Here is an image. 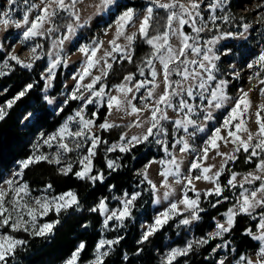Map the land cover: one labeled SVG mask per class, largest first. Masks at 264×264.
<instances>
[{
  "label": "rangeland",
  "instance_id": "374dc122",
  "mask_svg": "<svg viewBox=\"0 0 264 264\" xmlns=\"http://www.w3.org/2000/svg\"><path fill=\"white\" fill-rule=\"evenodd\" d=\"M125 1L126 0H111L109 4L105 5L103 3V0H79V2L75 6V11L79 14V20H76L73 16L72 21H69L67 24V33L63 34L62 32H59V35L52 39L49 52L44 55V51L40 49L36 41V37L38 36L29 37L26 39L23 36V32L31 26V22L35 20V17L37 15L43 14L42 9L46 6L48 0H15L14 4H9L8 0H0V53H5L6 57L8 58H11L12 55H15L21 62H23L21 63L22 65L30 64L31 67L38 60L44 59L45 66L43 68L42 75L45 79V87L43 89V95L45 99H47L50 107L55 112H59L62 110V108L71 99L73 93H75L77 96L82 95L85 98L79 99L77 108L72 114L66 117L63 123L60 124L56 130H42L30 138L31 147L33 149V154L30 157L43 155L47 156L49 160L55 161L57 153H59L61 162L57 165L60 169L64 168L67 164H71L72 166L76 162L80 164V160L88 154V150L92 147L91 136L92 134H95L97 137H99V141L97 142V146L93 150L95 153L91 158L93 164V159L96 155L101 141V137L98 134V131H100L101 128H99L98 126L105 121L113 125L121 123L130 124L128 129H126V131L122 134L121 138L109 145V149L115 146V150H120V145H124L125 147L130 148L132 146L128 143V140L132 136L143 137L147 134V129L153 123L151 117L152 110H154L156 106H159L161 109H163V112L167 115L168 119H159L161 113H157L158 126L157 128L153 129V135H151L152 139H150V141L152 140V142L149 143V145L152 146L151 148L155 151V154H153V156L148 160L146 164L141 166V171L143 172V175L147 182L149 183V181H151V187L153 184L155 185V189H153L152 187V221L148 220L145 215L142 216L144 209L140 210L141 218L139 224L141 236L143 237L145 232H147L149 226L154 223L155 218L161 212L166 211L170 207L171 203L178 202L180 199H182L185 193L189 198L196 199L197 193L200 194L202 190H209L215 186L216 179L214 174L216 172H220L222 174L226 161L229 159L228 156L218 155L217 151H219L220 153H227L229 154V156H231L236 147H238V144L228 143L225 146L223 141H218V150L211 148V146H208V158L206 160L199 159V163L202 166L201 169L193 170L190 173L189 166L191 163L195 162L198 158L203 156V148L206 146L208 138L213 134L214 130L217 127L221 128V135L226 136L227 130L223 128V121L227 118L233 100L240 94L238 90L241 88L245 91H249L250 99L252 101V107L250 110L251 119L247 121L246 126L253 134L257 132L258 125L255 123V112L257 110V105L264 103V96L260 94V88H264V85L259 84V80L264 79V66L256 64L255 61L258 59L260 53L264 52V0H225L222 7H216L214 10L207 7V5L214 3L215 0H202V2L200 3L199 12L203 19L201 20L198 17L196 26L201 27L202 25H207V27L204 31L195 35L196 41L194 46L201 47L202 51L200 54L191 51L189 55V61H202L204 54H208L210 56H219V59L212 61L216 64V69H213V74L217 78L216 80L207 81V87L205 89L196 88L194 91V95L191 97L187 96L186 93H183L182 97L175 96L173 98V102L177 105L181 98L186 100L190 105L193 106V111L191 112H189L188 109L180 111L179 107L174 109L172 107H165L164 105H157L159 96L165 91V84L163 83L162 75H158L152 84L147 83V81L153 79L152 77L140 79L139 81L145 82V86L138 92L136 91L134 85H132L133 80L129 82L124 78L123 82L113 85L109 88L105 83L101 82L102 79L105 78L108 74V64H111L112 66L114 60L118 56H133V41H129L127 37L134 36L135 31L139 30L140 23L147 14V8L152 7L154 10L157 6L156 0H151L153 1L152 3H149L148 5L134 12L133 20L126 26L124 35L120 36L119 39H117L118 25L116 24V21L125 11L128 10L125 9L121 11L119 6L120 3H123ZM65 2L70 3V0H65ZM159 2L170 3L172 2V0H159ZM179 2L186 6H190L192 0H179ZM52 8H56L57 13L60 12V9H58L55 4L52 5ZM169 10L170 12L176 11V9ZM5 11L9 12L8 17H5L3 15ZM25 15L28 16L29 22L27 24L24 23L23 19ZM56 16L50 17L43 22V26L40 29L42 35H44L48 31H51L52 33L57 32V28L55 26ZM211 17H217L214 23ZM219 17H227V19H220ZM5 19L8 20L7 24L3 23V20ZM17 23H19V27L16 26ZM84 25H88L96 33L95 38L90 40L87 34H84L80 31L82 26ZM245 25H248V27L245 28ZM69 26L72 27L73 31L69 32ZM225 26H230V31L218 32L212 37H208L203 34L207 30ZM177 27L178 22L173 21V31H175ZM182 32L183 34H186L184 31V27L182 29ZM65 37H67V39ZM181 39L182 37L180 35L170 32V43L174 49H178L180 47ZM112 40H115L116 44L120 45L123 50H114V46L110 43V41ZM212 40H215V43H207L208 41ZM61 41H63V43H61ZM228 42L235 43L236 48L227 46L226 44ZM33 48H35V52L32 51ZM81 48H86L88 50V54L86 55L85 52L80 51ZM209 49H211L212 51L209 52ZM93 50H96L95 57L91 56V51ZM90 59L97 61V63H95L94 67L89 69L91 75L84 76L81 80L80 77L83 75L84 69L87 68ZM4 63V60L3 62H0V69L3 67ZM205 63L208 62L205 61ZM250 63L253 64V67L251 68L248 67ZM53 64H55L54 68L52 67ZM61 64H63L64 66L62 88L56 94H52V90L55 86L56 73ZM152 64L156 68L157 72L160 73L162 70V65L160 64L159 60L152 59ZM175 67L176 65L173 68ZM188 67L190 70L195 68L197 71H202L198 69L196 65L189 64ZM49 68H52L51 73L48 72ZM258 72L260 73V75L259 77H256V73ZM128 75L129 74H127L126 76ZM96 76H100L101 80L94 85L93 90L90 92L85 86L89 83H92L93 78ZM206 76L207 74L204 73L203 78L205 80ZM222 79L228 81L225 91L227 96L232 99L228 100L221 108L212 107L210 109H206L205 105H207V100H205L204 97L208 96L210 91L214 87H216L219 80ZM181 80L182 77L180 78V81ZM198 82V80L189 79L187 81H183L181 87L186 89L189 84L194 85ZM121 84H126L128 87H132L133 91L131 93H121L118 87ZM157 85L159 86L157 87ZM102 87L104 89V95L102 97L95 96V92L100 90ZM149 88L154 89L155 95L149 100L141 99L142 96H147V90ZM201 93H203V95H201ZM110 96H117L122 100H131L132 104L141 109L144 108L145 104H148L149 108L139 113H132L131 105L125 104L119 108L113 106L111 110L109 109L104 122H98L95 116L97 115V109H99L103 105H107ZM133 96L136 97L135 100L132 99ZM88 98H91L93 100V103L87 104L86 100ZM7 104L0 105V109L6 110V108L8 107ZM91 110L92 113H94V116L90 114ZM77 112H80L84 119H91L94 121V125L91 127L90 131L88 129H84L82 122H80V117L76 115ZM208 112L211 113L212 119H206V115ZM35 115L36 114H27L23 118V123L32 121L35 118ZM262 115H264V113H262ZM189 119H191L195 123L187 124L186 121ZM167 120H171L173 122L174 128V142L171 149H169L168 146V130L165 125V122ZM177 120L183 121L184 123L176 124L175 121ZM233 123H235V121ZM65 125H67L69 131L71 132L83 130L88 133L87 137L80 138L69 137L67 134L64 135L62 142L69 144V147L73 149L70 152H66L59 147V142H61L59 141V139L50 141L51 146L44 142L50 136L58 135L60 129ZM161 126L166 129V131L163 133L160 132ZM185 127H187L188 129L187 131H185ZM198 128H203L204 130L198 131ZM191 133H195V135H191ZM125 134L126 138L122 139ZM238 135H241L244 139H247L246 133L241 132L238 133ZM149 137L145 141H148ZM185 140L188 142L189 148L182 151V141ZM256 142H258V138L253 140V143ZM133 143L135 145L137 144L135 142ZM77 144H80L79 148L76 147ZM165 147H167V151L164 150ZM173 158H175L176 163L179 164V175L175 174L177 171L175 165L169 163ZM27 159H23L17 162L10 171L6 172V174L0 181V188L5 189L8 193L6 196V201L8 202H10L13 194L10 190V186L6 184L5 181L15 178L19 184H28V182L23 177V168L21 166V162ZM110 160L114 161L117 166V162L114 158L110 157L108 161ZM213 165L215 167L211 168V171L208 173V175L213 176L214 180L206 181L204 179H194L196 175H203V167H210ZM258 165L249 170L235 172V174H237L235 184H246V182L244 181V177L249 173L264 176V173L259 171ZM165 170H169L172 174L167 177L163 176L162 173ZM17 172L22 173V178L15 176V173ZM186 176L193 177L192 185L187 184V181L185 180ZM220 177L221 175L218 178V183L224 190L226 186L221 184ZM254 183L255 182L251 183V185L249 186H245L244 189L252 190L258 188L260 184L255 185ZM193 186L195 188V191L190 190ZM244 189L240 190L238 198L240 197V193L243 192ZM69 191L75 193L74 190ZM137 192L140 193L139 197L141 195H144V201L148 199L146 198L148 196L144 194V190L142 191L139 189H135L134 191L124 190L121 193H114L111 202H109V200L107 199L103 200L107 205L108 211H101L103 214L104 222L101 228L102 237L100 240L114 241L120 239V234H122L123 229L126 226V219L122 222L116 219L108 220L107 225H105L106 216L110 215L112 211L122 210L124 200L126 199L125 193H127L128 196H131L132 194ZM63 193H56L49 187L37 190L29 186V196L25 197V200H28L32 204V206L35 207V199L39 198L51 200L52 197L59 196ZM166 193L168 194L167 197ZM235 207H238V200L229 209H234ZM133 208L134 207H132L131 212ZM229 209L216 216L211 228L209 229L208 237L202 239H199L195 233V226L200 221V217L199 219L192 220V222L188 225L182 224L181 221L182 219L189 218L190 216L182 218L180 224L187 228L185 241L183 243H178V240L175 238H167L166 249L160 255L159 263L168 264V257L173 249L186 250L188 248V245H191L192 247L194 242L201 243L209 241V239L213 238L212 234L219 231V229L217 228L218 223H223L227 227L226 214L228 213ZM261 209L263 208L257 207L255 212ZM179 211L185 213L190 210L186 209L183 204H180ZM51 212L52 211L44 216L38 215L36 221L37 227L45 223H52L57 221L50 220L48 218ZM176 215L177 214H172L171 219H173ZM25 218L27 219V217ZM178 224L179 222H175L174 228L178 229L177 237H180L183 234ZM29 232H31V230ZM5 233L22 239L15 235V232H12L11 229L10 231H8L5 229V227L0 228V234ZM226 233L215 236L221 238L213 252L216 258V264H221V261H223V264H247L248 259H251L253 262L259 259V249L261 245L264 244V241H258L255 239L259 244L258 247L250 250L246 254L239 255L237 254L236 247H234V244L231 240H222L224 234ZM252 234L253 237L254 235H259V227L258 230L252 231ZM114 247L115 244L110 246L105 245V249H101V251L107 250L110 254L114 250ZM96 248L94 249L92 258L85 262L80 261L82 252L80 251L79 257L77 259V264H90V262L94 261L97 254ZM189 251H187L186 254ZM76 252L77 250L69 258L57 264H68V261L72 259L73 255H75ZM180 256L182 255H178L172 261V263L177 261ZM177 264H188V262H179Z\"/></svg>",
  "mask_w": 264,
  "mask_h": 264
},
{
  "label": "trees",
  "instance_id": "16d2710c",
  "mask_svg": "<svg viewBox=\"0 0 264 264\" xmlns=\"http://www.w3.org/2000/svg\"><path fill=\"white\" fill-rule=\"evenodd\" d=\"M152 2L151 0H126L120 3L119 8L121 11L132 8L136 12ZM176 11L180 12V9L176 8ZM169 14V9H161L156 6L150 20L149 36H155L168 30L166 25ZM185 18L187 19L188 17ZM72 19L73 16L70 12L60 10L55 18L57 32L48 31L44 35L36 37L37 44L44 51V55L49 52L52 39L59 35V32L67 33V24ZM80 31L87 34L90 40L96 37V33L88 25L82 26ZM184 31L190 37L197 35L193 31L191 23L184 25ZM222 31H230V26L207 30L203 34L212 37ZM134 36V54L131 60L127 59V57L118 56L108 70L106 77L102 79L101 82L105 83L108 88L123 82L126 75L130 73L134 75L132 85H135L142 78H151L147 62L152 59L154 49L146 43V38L139 33V30L134 33ZM195 41L196 39L189 42L195 45ZM226 45L236 48L233 42H228ZM191 51L189 49L186 53L188 60ZM3 60L5 63L0 69V105H5L8 101H14V103L10 108L7 107L4 110L6 113L5 118L0 120V181L17 162L27 159L33 154L30 142L32 136L42 130H56L66 117L74 112L79 104V99L71 98L59 112H55L50 107L43 95L45 87V79L42 75L45 66L44 59L38 60L32 67L27 68L21 63H17L16 60L6 57L5 53L1 52L0 62H3ZM174 66L175 64L171 65V67ZM141 69H143V75L140 73ZM63 74L64 66L61 64L56 73L52 94H56L61 90ZM180 78L181 76L173 73L171 76L172 88L168 89V91L178 90L175 81H180ZM29 84L33 85L31 89H27ZM21 91H24L25 95L16 99ZM108 111L107 105L97 109L96 120L104 122ZM27 114L36 115L32 121L23 123V118ZM90 114L94 116L92 110ZM129 125L128 123H121L114 125L110 129L98 131L101 141L93 159L91 174L102 173L103 180L93 182L88 179L77 178L74 173L81 169V165L78 162L73 164L72 172L67 175L61 172L56 163H50L49 159L32 163L26 169L23 168V177L31 188L39 190L51 185V189L56 193L74 190L78 196L79 204L74 205L70 209L62 210L59 214L55 211L50 213L48 217L50 220L59 221L50 235L35 236L32 232H15V235L25 240L26 244L18 247L15 255L8 258V264H57L69 258L81 243L85 244V248L81 252L80 261H88L92 258L94 249L102 237L101 228L104 218L102 212L98 209L99 203L104 199L111 202L114 193H121L124 190H144V194L148 196L146 197L148 199L144 201V195H141L135 200L132 214L126 219V226L122 234H120L119 242L115 244L114 250L105 257L104 264H160V255L166 249L167 238H175L178 243L185 241L187 228L182 226L180 221L182 218L190 216V211L183 213V215H176L164 227L149 236L146 241H142L139 224L141 218L140 210L144 209L142 216L145 215L148 220L152 221L151 200L153 190L150 183L145 179L141 166L148 162L155 154V151L149 145L152 142V140L150 141L152 136L149 137L148 141H143L142 143H137L134 147H130L129 151L122 152L119 149L109 151V145L119 140ZM165 125L168 130V146L171 149L174 142L173 122L167 120ZM251 150H249V153H245L242 148L239 152L233 151L232 155L237 158L226 161L220 177L221 184L226 186L222 196L215 194L205 196L204 193L207 190L200 192L199 207L203 211L199 212L200 221L195 226V233L199 239L207 238L209 229L216 216L228 210L237 202L242 188L239 185L233 188L227 184L231 175L238 171L254 168L261 159H264V152L256 149L259 155L252 157L249 161L248 156ZM110 157L117 162V166L114 169H109L107 166ZM254 184H261V181H255ZM249 185L251 184L246 183L244 187ZM224 197L228 199H224ZM217 200L220 203H217ZM93 208H97V211H92ZM261 211H264V208L253 213L255 218L246 214L238 215L235 219V226L230 232L224 234L222 240H231L234 247H236L237 254H246L258 247V242L252 235L246 233V229L258 230L260 221L258 213ZM175 222H179L178 226L183 234L180 237H177L178 229L174 228ZM5 229L10 231L8 227H5ZM220 240V237H215L201 243L194 242L191 250L187 254L180 256L172 264L179 262L216 264L213 252Z\"/></svg>",
  "mask_w": 264,
  "mask_h": 264
},
{
  "label": "snow or ice",
  "instance_id": "6c2138e0",
  "mask_svg": "<svg viewBox=\"0 0 264 264\" xmlns=\"http://www.w3.org/2000/svg\"><path fill=\"white\" fill-rule=\"evenodd\" d=\"M9 4H14L15 0H8ZM79 2V0H70V3H66L65 0H48L46 6L42 9L43 14L37 15L35 17V20L31 22V26L27 28L26 31L23 32V36L27 39L29 37H36L42 35L40 32V29L43 26V22L50 17H54L57 15V9L52 8V5L55 4L58 9L63 11H68L71 13L72 16L75 17L76 20H79V14L75 11V6ZM111 0H103V3L105 5L109 4ZM202 0H192L190 6H186L182 3H179V0H172L170 3H161L159 0H156V4L161 9H176L179 8L180 12L177 11H171L170 14L167 17V25L166 28L168 30L164 31L163 33L157 34L155 36H149V28H150V20L152 19V13L153 8L148 7L147 8V14L143 18L142 22L140 23L139 27V33L146 38V43L151 45L154 49V55L152 59H158L160 64L162 65V70L160 73L157 72L156 68L152 64V59L148 60V66L150 69V75L153 78L152 80L147 81L148 84H152L157 78L158 75H162L163 77V83L165 84V91L163 94H161L158 98L157 105H164L165 107H172L177 108L179 107L180 111H183L184 109H188L189 112L193 111V106L190 105L186 100L181 98L178 102V105L173 102V97L175 96H181L183 93H186L187 96L191 97L194 95V91L196 88L199 89H205L207 87V81H214L216 80V76L213 74V69H216V64L212 61L218 60L219 56H210L208 54L203 55L202 61L197 60H191L189 61L186 58V53L189 49L194 51L197 54H200L202 49L201 47L194 46L192 43H190V40H195L196 37H190L189 35L183 34L182 29L184 25L191 23L192 29L194 32L199 34L200 32L204 31L207 25H202L201 27H197V18L199 17L201 20L203 17H201L199 8L200 3ZM225 0H215L214 3L207 5L210 9H215L216 7H222ZM5 17L9 16V12L5 11L3 13ZM134 17V10L128 9L125 11L116 21V24L118 25L117 29V39H119L120 36L124 35V30L126 26L133 20ZM185 17H188L187 19ZM220 19H227V17H219ZM24 23L27 24L28 16H24ZM213 23L217 19V17H211ZM173 21L178 22V27L175 31L172 29ZM4 24L8 23V20H3ZM19 27V23L16 25ZM245 28L248 27V25L244 26ZM73 31L72 27L69 26V32ZM170 32H173V34H178L182 37L180 47L178 49H174L173 46L170 43ZM67 39V37H65ZM127 39L129 41H133L135 39V36H128ZM63 43V41H61ZM110 43L114 46V50L116 51H122L120 45L116 44L115 40L110 41ZM207 43L213 44L215 43V40L208 41ZM33 52H35V48L32 49ZM80 51L85 52V54H88V50L86 48H81ZM209 52L212 50L209 49ZM163 53V54H162ZM96 50L91 51V56L95 57ZM110 55V53H109ZM183 58V59H182ZM12 60H16L17 63H23L19 60V58L15 55L11 56ZM127 59L131 60V56H128ZM208 62V63H205ZM95 63L97 61L89 60L87 68L84 69L83 75L80 77L82 80L84 76L91 75L89 72V69L94 67ZM256 64H259L261 66H264V52H261L258 59L255 61ZM175 64L176 67L173 68L171 65ZM196 65L198 69L202 71H197L195 68L189 69L188 65ZM24 67H31L30 64H23ZM55 67V64L52 66ZM107 67L110 69L112 66L111 64H108ZM234 67V66H233ZM248 67H253V64L250 63ZM48 72H52V68L48 69ZM141 75L144 74L143 69L140 70ZM175 73L176 75H179L182 77L181 81H175L176 85L178 86V90L176 91H168V89L172 88L173 82L171 81V76ZM204 73L207 74L206 80L203 78ZM238 75V73H237ZM260 73H256V77H259ZM133 75L129 74L125 77L126 81L131 82L133 80ZM189 79L192 80H198L199 82L196 84H189V86L184 89L182 88L183 81H187ZM101 80L100 76H96L93 78L92 83H89L85 87L91 92L94 88V85L98 83ZM228 84L227 80H219L216 87H214L208 96H205L204 99L207 100V105H205L206 109H210L212 107L215 108H221L224 106V104L232 99L227 96L226 94V86ZM260 85H264V79L259 80ZM145 86L144 81H137V83L134 85L136 91L138 92L141 88ZM159 85H157L158 87ZM33 85L29 84L27 85V89H31ZM121 93H131L133 91L132 87H128L126 84H121L118 86ZM239 95L233 100L232 106L230 108V111L227 115V118L223 121V128L227 130L226 136L221 135V128L217 127L213 134L208 138L206 142V146L203 148V156L198 158L195 162L191 163L189 166V172L191 173L193 170L201 169V164L199 163V159L206 160L208 158V152L209 147L213 149L219 148L218 141H223L225 146L228 143L232 144H238V147H236L235 151L239 152L242 148L245 153H249V150H251L248 160L250 161L252 157H256L259 155V153L256 151V149H259L261 152H264V103L257 105V110L255 112V123L258 125V130L255 134H253L249 128L246 126L247 121L251 119V107H252V101L250 99L249 91H245L244 89H239ZM260 94L264 96V88H260ZM25 92L21 91L19 95L16 97V99H19V97L24 96ZM104 95V89L103 87L95 92V96L102 97ZM155 95L154 89L149 88L147 90V96H142L141 99L143 100H149ZM203 95V93H201ZM72 99H85L82 95L77 96L75 93L72 94ZM133 100L136 99L135 96L132 98ZM14 101H8L7 106L10 108ZM87 104L93 103V100L91 98H88L86 100ZM131 105V112L132 113H139L143 110H147L149 108L148 104H145L144 108H137L134 104H132L131 100H122L120 97L117 96H110L107 107L111 110L113 106H116L117 108L121 107L122 105ZM157 113H161V116L159 119H168L167 115L164 114L163 109H161L159 106H156L154 110L151 112V117L153 123L151 126L147 129V134L143 137H137L132 136L128 143L131 144V146H135V143H142L143 141L147 140L149 136L153 135V129L157 128L158 121H157ZM5 111L3 109H0V120H3L5 118ZM77 116L80 117V122H82L84 129H88L90 131L91 127L94 125V121L91 119H84V117L81 115L80 112L76 113ZM71 119V118H70ZM206 119H212L211 113L208 112L206 115ZM235 121V123H233ZM176 124H182L183 121L177 120L175 121ZM187 124H194L195 122L191 119L186 121ZM101 129H110L114 127L113 124L105 121L104 123L100 124L98 126ZM187 127H185V131H187ZM198 131H203V128H198ZM166 129H164L162 126L160 127V132H165ZM246 133L247 139H244L241 135H238V133ZM67 134L69 137L74 138H80V137H87L88 133L83 130H78L76 132L69 131L67 125L62 127L58 133V135L50 136L47 140L44 142L46 144L50 145V141L59 139V147L66 152H70L73 149L69 147V144L62 142L64 135ZM191 135H195V133H191ZM126 138V134L122 139ZM258 138V142L253 143L254 139ZM92 147L88 150V154L85 155L81 160L80 164L82 165V168L80 171H76L74 175L79 179H88L93 182L97 180H103V174H97L92 175V156H94V149L97 146V142L99 141V137H97L95 134H92ZM183 148L181 149L186 150L189 148L188 142L182 141ZM77 148L80 147V144L76 145ZM120 151H129L130 148L125 147L124 145L119 146ZM110 151L115 150V146ZM167 151V147L164 149ZM218 155L222 156H228L229 159L235 160L237 157L235 155L229 156L227 153H220L217 151ZM41 160H48L47 156H35V157H29L27 160H24L21 162L22 168H28L29 165L32 163H38ZM50 163L55 162L56 164H60V158L59 153H57V157L55 161L49 160ZM169 163L175 165L177 171L176 175H179V164L176 163L175 158H173ZM109 169H114L116 167V164L114 161H108L107 164ZM215 167H203L202 173L203 175H196L194 179H204L206 181H212L214 180L213 176H209L208 173L211 171V168ZM73 166L71 164H67L64 168L61 169V172L64 175H67L72 172ZM258 169L260 172L264 173V159H261L258 165ZM172 173L169 170H165L162 175L167 177L171 175ZM221 175L220 172H216L214 174L216 183L215 186L212 189H209L205 191V196H211L213 194L217 196L223 195V189L218 183V178ZM236 175L235 173L232 174L231 178L227 181V184L232 186L233 188L237 185L235 184L236 181ZM16 177L22 178V173L17 172L15 173ZM185 180L187 181L188 185H192L193 183V177L186 176ZM244 181L246 183H253L255 181H261V184L258 188L249 190L244 189V183H241L239 185L240 188L244 189L243 192L240 193V197L238 198V207H235L234 209H229L226 219V224L218 223L217 228L219 231L217 233L212 234L213 238L215 236H219L222 233L230 232L232 228L235 226V219L240 214H246L249 216H253V213L255 212L257 207L264 208V176L255 175L252 173H249L247 176L244 177ZM6 184L10 186V190L12 192V197L10 202L6 201L7 191L3 188H0V228L8 227L11 229L12 232H29L31 230L32 234L35 236H46L50 235L53 232V229L56 224L59 223V221H55L52 223H45L39 227H37L36 221L37 217L47 215L50 211H55L57 214H59L62 210H67L72 208L74 205L79 204V199L76 193L72 191H68L66 193H63L59 196L52 197L51 200L48 199H35L34 204L35 207L32 206V204L25 200V197L29 196V186L27 183L19 184L18 181L13 179H8L5 181ZM151 184V181H149ZM49 188H51V185H48ZM153 189H155V185H152ZM192 191H195L194 186L190 189ZM140 193H134L131 196H128L127 193H125L126 199L124 200L122 210L118 211H112L110 215L106 216L105 219V225H107L108 220L116 219L118 221H124L125 219L129 218L132 214L131 209L134 207L135 200L139 197ZM166 193V197H167ZM199 193H197V198H189L187 194L185 193L183 195V198L180 199L178 202L171 203L170 207L164 211L161 212L156 218L152 225L149 226L147 232L142 237V241H146L149 236L154 234L156 231H158L160 228L164 227L165 224L168 223L169 219L172 218V214L177 215H183L182 212L179 211V205L183 204L186 209L190 210V217L182 219L181 223L184 225H188L192 222L194 219H199V212L203 211L199 207ZM224 199H228L227 197H224ZM217 203H220L219 200H217ZM7 204V206H6ZM215 207V205H213ZM98 209L103 212H107L108 208L106 203L102 200L99 205ZM92 211H97V208H93ZM260 217L259 221V229L260 234L254 235V239L258 241H264V211H261L258 213ZM27 217V219L25 218ZM255 218V216H253ZM246 233L248 235H253L251 229H246ZM119 242V239L111 241V240H100L98 242L97 248H96V256L94 261L90 262V264H104L105 257L109 254L107 250L101 251V249H105V245H113ZM26 244V241L23 239L16 238L15 236L11 234H0V264H8V258L11 256H14L16 253V250L18 247L23 246ZM85 248V244L81 243L78 246L77 252L75 255H73L72 259L68 261V264H77V259L79 257L80 251H82ZM191 250V245H188V248L185 249H173L168 257V264H172V261L178 256V255H185L187 251ZM259 259L255 262H253L251 259L247 260V264H264V244L261 245L259 249ZM243 259V258H242ZM221 264H223V261H221Z\"/></svg>",
  "mask_w": 264,
  "mask_h": 264
},
{
  "label": "crops",
  "instance_id": "0c3cea01",
  "mask_svg": "<svg viewBox=\"0 0 264 264\" xmlns=\"http://www.w3.org/2000/svg\"><path fill=\"white\" fill-rule=\"evenodd\" d=\"M136 32V31H135Z\"/></svg>",
  "mask_w": 264,
  "mask_h": 264
}]
</instances>
